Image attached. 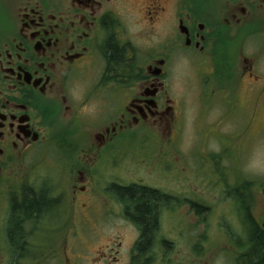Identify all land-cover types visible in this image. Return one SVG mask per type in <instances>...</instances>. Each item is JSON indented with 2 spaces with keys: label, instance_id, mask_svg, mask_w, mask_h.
<instances>
[{
  "label": "flooded vegetation",
  "instance_id": "af4514ba",
  "mask_svg": "<svg viewBox=\"0 0 264 264\" xmlns=\"http://www.w3.org/2000/svg\"><path fill=\"white\" fill-rule=\"evenodd\" d=\"M258 1L263 2L242 0L230 8L211 0H0V264H71L66 245H57L56 238L87 233L91 215L122 218L137 234L129 264H152L162 209L177 204L178 211L182 204L184 213V207L200 205L194 191L176 198L151 181L176 173L174 181L185 185L178 168L197 173L176 146L182 102L171 89L182 88L176 82L179 65L187 57L194 71L203 68L204 77L195 79L206 107L217 103V93L232 105L233 88L242 81L259 88L258 100L264 98V78L254 72L257 58H248L243 47L235 63L229 52L220 56L223 68L215 61L216 44L234 25H248ZM59 128L65 129L62 137ZM202 138L197 169L205 161L206 142L225 140L216 128ZM186 156L192 158L189 151ZM129 164L133 172L122 175ZM216 168L212 164L206 172ZM128 187L161 194L157 227L143 251L134 207L119 190ZM30 201L42 207H29ZM106 205L116 210L107 212ZM251 217L264 232V214ZM75 220L80 228L69 229ZM170 245L164 238L156 246L169 252ZM164 258L156 264H168Z\"/></svg>",
  "mask_w": 264,
  "mask_h": 264
},
{
  "label": "rangeland",
  "instance_id": "374dc122",
  "mask_svg": "<svg viewBox=\"0 0 264 264\" xmlns=\"http://www.w3.org/2000/svg\"><path fill=\"white\" fill-rule=\"evenodd\" d=\"M211 1L216 6L227 5L230 8L241 6L242 2V0ZM262 1H258L262 4L252 11L250 16L252 20L248 21L250 18L247 20L245 23L247 26L238 29L240 25H234L231 28L232 32L225 36L222 43L216 44L218 54L215 61L220 68H223L225 63L221 55L229 52L235 63L236 54L243 47V53L248 58L252 56L257 58L254 72L264 78V49L259 51V46L263 42L261 33L264 32L260 29V23H264V0ZM188 63L189 60L185 57L183 64L179 65L176 82L182 85V88L171 90L180 93L182 102L180 104L182 111L179 109V115L183 117V127L179 140H176V146L178 145V151L186 157L187 162L196 168L197 173L190 176L192 174L189 173V167L184 165L186 169L182 170L179 167L177 173L187 179L185 185L174 181L176 173L169 180L153 181L150 177L147 179L155 182L152 186L161 187L167 195L171 194L176 198L183 190L185 194L189 190L194 191L196 203L200 205L195 209L194 205H190V210L184 207V213L181 212L182 204H178V211H175L177 204L162 209L156 240L157 244L161 239L169 240L171 249L166 252L156 244L150 254L153 257L152 264L161 262L163 255L164 261L167 260L168 264H239L237 259L241 264H251L249 258L242 256L249 251V230L243 223V215L239 213L236 200L242 205L246 204V213L254 218L264 214V98L258 100L259 88H254L250 81H242L238 88H233L232 105L224 103L220 96L222 94L217 93V103L211 108L206 107L208 104L201 103L198 99V92L202 86H199L195 79L197 75L199 78L201 75V79L204 77L201 74L203 68L198 67L194 71L193 64L190 63L191 67ZM219 76L224 77L225 74L221 72ZM205 89L207 91V88ZM208 128L213 130L216 128V132L225 140L219 142L211 138L206 142L205 161H202L200 169H197L203 150L201 140ZM64 133L65 129L59 128L57 131L59 137L64 136ZM81 140L79 138L75 142ZM55 151L56 147L52 144L49 147V154L54 155ZM187 151L192 158L186 156ZM136 152L141 151L137 149ZM212 164L217 165L216 172H206ZM227 167L229 170L225 171ZM133 168L134 166L127 165L122 169V175L127 176L133 172ZM214 178L222 183L211 182ZM225 178L227 183H224ZM233 189L236 191L231 193ZM93 207L95 212L101 211L96 201ZM173 209L174 214L168 215L167 213H172ZM105 210L113 212L116 207L106 205ZM195 215L196 221L193 223ZM76 222L77 220L69 229H79L80 225ZM87 230V233L79 230L76 233L78 235L72 237L68 235L56 238L57 245H66L65 255L68 256L69 263L105 264V259H109L106 264H129V250L137 234L122 218L117 215H91ZM73 234L74 231L70 233ZM119 242L122 244L121 248L118 247ZM107 245L108 248H105ZM111 248L119 249V252L115 254ZM110 255L116 256L117 261L106 257Z\"/></svg>",
  "mask_w": 264,
  "mask_h": 264
},
{
  "label": "trees",
  "instance_id": "16d2710c",
  "mask_svg": "<svg viewBox=\"0 0 264 264\" xmlns=\"http://www.w3.org/2000/svg\"><path fill=\"white\" fill-rule=\"evenodd\" d=\"M119 190L122 194L129 196V201L134 207V220L138 222L143 231L141 240L138 242L137 246L139 251H143L148 245L157 227L156 211L158 204L160 203L159 200L161 199V194L153 189L143 187H128L123 189L120 188ZM233 191L236 190L233 189L231 193ZM236 201L238 204V210H240L239 213L243 215V223H245L249 230L248 237L250 243L253 245L250 252L243 257H249L251 264H264V232L260 231L256 223L252 220L251 215L246 213V204L242 205L240 201ZM28 204L29 207H34L35 209L42 207L40 201H30Z\"/></svg>",
  "mask_w": 264,
  "mask_h": 264
}]
</instances>
